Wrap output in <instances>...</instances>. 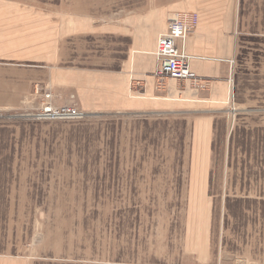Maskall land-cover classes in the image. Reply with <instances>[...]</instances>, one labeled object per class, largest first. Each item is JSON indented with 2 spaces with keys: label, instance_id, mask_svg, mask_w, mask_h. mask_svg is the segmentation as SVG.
I'll return each instance as SVG.
<instances>
[{
  "label": "rangeland",
  "instance_id": "obj_1",
  "mask_svg": "<svg viewBox=\"0 0 264 264\" xmlns=\"http://www.w3.org/2000/svg\"><path fill=\"white\" fill-rule=\"evenodd\" d=\"M176 2L0 0V258L264 264V0H236L225 103H105ZM34 31L63 39L42 50ZM167 84L155 80L160 97ZM44 91L56 106L74 96L84 118L33 117Z\"/></svg>",
  "mask_w": 264,
  "mask_h": 264
},
{
  "label": "crops",
  "instance_id": "obj_2",
  "mask_svg": "<svg viewBox=\"0 0 264 264\" xmlns=\"http://www.w3.org/2000/svg\"><path fill=\"white\" fill-rule=\"evenodd\" d=\"M171 12L182 14L195 13L198 15V24L194 32L186 39L184 48L190 57V67L198 76L209 80L208 91H204V98L199 100L201 92L194 91L190 81L168 78L165 86V97H160L155 91V70L157 67V42L161 34L166 31L164 19L166 14L159 20L151 22V32L149 35L150 44L148 47H136L132 50L130 65L124 66L119 73L110 75L111 80L117 81V88L114 89L113 82L109 85V99L105 101L107 105H120L116 108H138L141 109L146 101L152 105L161 103V100L171 102H199L220 104L225 103L228 94V79L232 72V61L234 57V27L237 22L236 0H177ZM162 11V13H166ZM40 31V30H39ZM32 42L35 46H41L44 50L45 45L40 40H53V48H58L59 41L63 38L60 33H45L34 31ZM47 36V37H44ZM52 36V37H51ZM50 37V38H49ZM136 40H140L141 34L135 35ZM34 40V41H33ZM146 45V43L144 44ZM178 45L183 46V42L178 40ZM49 48V42L47 44ZM99 75L104 72H97ZM144 79V93L133 95L129 93V78ZM104 77V76H100ZM106 80H109L106 77ZM184 82L185 87L181 89L179 83ZM184 92L183 99L178 98V93ZM206 92V93H205ZM189 97V99H188ZM163 98V99H162ZM61 105H64L60 103ZM60 105V106H61ZM210 127V126H209ZM211 129V127H210ZM0 264H21L19 261L0 258Z\"/></svg>",
  "mask_w": 264,
  "mask_h": 264
},
{
  "label": "built area",
  "instance_id": "obj_3",
  "mask_svg": "<svg viewBox=\"0 0 264 264\" xmlns=\"http://www.w3.org/2000/svg\"><path fill=\"white\" fill-rule=\"evenodd\" d=\"M166 31L160 35L157 42V67L155 76L159 80L168 78L190 81L194 88H202L200 77L191 70L190 57L185 52L186 39L194 32L198 24V15L195 13L182 14L173 12L167 17ZM178 40L183 46L178 45ZM54 95L51 91L42 93L41 105L33 114L37 119H66L77 120L84 118L85 112L75 102L74 96L70 103L62 106L54 104Z\"/></svg>",
  "mask_w": 264,
  "mask_h": 264
}]
</instances>
